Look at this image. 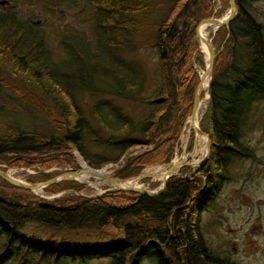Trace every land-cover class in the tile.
Returning <instances> with one entry per match:
<instances>
[{"label":"trees","instance_id":"trees-1","mask_svg":"<svg viewBox=\"0 0 264 264\" xmlns=\"http://www.w3.org/2000/svg\"><path fill=\"white\" fill-rule=\"evenodd\" d=\"M222 1L227 5L228 0ZM243 1L236 0L237 17L217 33L218 39L228 38L224 52L214 60L210 106L199 123L211 148L198 171L190 179L170 177L155 197L118 190L94 199L67 195L48 201L0 179V264L10 260L17 246V255H39L32 264L85 263L104 257L111 258L110 264H142L147 258L155 264H233L211 253L198 224L229 179L232 160H257L242 135L252 108L264 101V39ZM168 3L152 43L159 85L147 97L141 95V67L128 56L140 47L143 19L155 9L151 0H94L96 47L65 35L68 57L61 64L53 61L42 33L30 21H22L14 11H0V169L39 170L28 182L46 181L52 175L44 170H77L78 153L94 170L117 164L113 177L128 180L144 168L169 163L199 84L193 68L196 27L212 16L213 8L210 0ZM85 92L121 100V111L110 102L105 103L110 114L102 113L101 103L92 110L112 138L121 136L109 145L117 151L114 156L91 155L85 148L89 126L77 104ZM131 102L149 108L148 114L136 121L127 111ZM11 104L27 116L34 108L56 111L61 117L54 123L58 134L55 128L49 133L22 128L15 107H7ZM108 115L120 123L114 126ZM192 144L189 139L188 150ZM67 190L83 193L87 186L61 182L43 192Z\"/></svg>","mask_w":264,"mask_h":264},{"label":"rangeland","instance_id":"rangeland-1","mask_svg":"<svg viewBox=\"0 0 264 264\" xmlns=\"http://www.w3.org/2000/svg\"><path fill=\"white\" fill-rule=\"evenodd\" d=\"M93 1L94 0H10L11 5L4 9L0 7V11L11 10L16 12L17 16L22 21H30L33 28L42 33L46 47L53 61L61 64L68 57L63 46L65 35L79 37L92 46V48L96 47L97 32L95 28V12L92 6ZM168 1L169 0H151L152 5H154L153 9H155L143 19L142 32L137 37L140 47L132 55L128 56V59L139 64L145 77L144 88L141 93L144 97L154 94L158 89L160 77L157 68V53L156 49L152 47V43L154 42V34L155 29L158 27V22L169 10L168 8L170 5ZM199 1L200 0H195V3L198 4ZM210 3L212 4L213 11L212 16L209 18L220 19L228 14L230 9L229 3L225 5L222 0H210ZM243 3L246 12L252 17L256 24L261 26L264 39V0H244ZM219 30L220 28L209 36L215 49L216 57L224 52V40L228 38V35H226L224 39H218L217 33ZM207 60L208 54L205 59L200 53V44H198V51L193 57V68L198 76L204 72ZM198 61L202 63L203 66L200 65ZM202 100H204V97ZM107 102L112 103L121 111V100L114 97L91 96L89 93L85 92L78 98L77 104L89 126L88 131H86V135L88 136L84 145L91 155L102 154L106 157H111L117 153L114 149L111 150L109 145L111 146L115 141H119L121 136L112 138V134L105 128L107 126H100L92 115V110L99 105V103L103 104L102 113L110 114L107 106H105ZM209 104L210 99L205 112L209 108ZM7 107L10 109L15 107L14 109L18 113L16 118H18L17 120H21L20 125L24 129L33 127L42 133H49L52 131V128H55L54 123L61 121V117L59 113L56 114V111L52 113L51 111H42L34 108L33 113L27 116L22 113L21 109L16 105L11 104ZM127 111L138 121L148 114L149 108L138 102H131L127 104ZM111 115L113 116V114ZM111 115H108L107 120L114 126H117L120 121L117 122ZM189 119L188 117L184 122L181 135L174 150L172 163H179L183 159H187L196 149V136L193 131L191 132L192 137H188L186 143H184L185 127ZM3 121L5 122V120H2V122ZM7 121L11 122V125L14 124L12 121ZM0 124L3 123L0 121ZM248 124L249 126L245 129L242 137L246 145L254 152L257 160L254 161L249 158L232 160L228 167L229 179L222 185L220 193L214 202L200 215L198 233L211 253L219 258H226L230 262H235L236 264H264V101H260L254 105ZM53 131L58 134L56 128ZM1 132L2 126L0 125V133ZM189 139H193L191 150H188ZM76 159L79 165L77 169L78 172H80L83 165L88 166L78 153H76ZM177 159H179V161L175 162ZM167 165H169V163L147 167L144 168L140 174H144L145 171L151 168L160 166L167 167ZM0 167L4 168V166L1 165ZM117 167V164H109L102 170H99V172L104 171L109 177H113L114 170H116ZM7 170H12L15 178L25 183H31L28 182V178L31 179L36 177L39 173V170L36 171L37 174L35 171L34 173L27 174L20 170L17 172L13 169ZM72 170L74 169L61 170L54 168L44 170L42 173L50 174L54 177ZM182 170L176 175L177 177L187 176V179H190V177L196 173L191 171L190 166L187 168L186 173ZM85 180L93 181L94 178ZM137 183H139V187L145 188L148 191H155L159 188L161 181L155 180L152 176H147V178L138 180ZM86 186L87 190L83 193L67 190L57 194L44 193L43 191L41 194H35L36 196L45 197L48 201L65 197L69 194L94 199L105 194L103 192L110 188V186L105 184L98 187L97 185L92 187L88 184ZM18 248L19 246L14 248L15 253L5 264H32V262L39 257L37 253H32L28 257L17 255L16 251ZM45 263V260H40L39 264ZM110 263L111 258L104 257L94 258L85 263L67 262L66 264ZM142 264H155V262L147 258Z\"/></svg>","mask_w":264,"mask_h":264},{"label":"bare ground","instance_id":"bare-ground-1","mask_svg":"<svg viewBox=\"0 0 264 264\" xmlns=\"http://www.w3.org/2000/svg\"><path fill=\"white\" fill-rule=\"evenodd\" d=\"M226 16L222 17L220 19H217L218 22H222L226 18ZM217 29H218V27L214 26L211 23H204L198 28V44H200V53L202 56H204L205 59H206L207 54H208V47L213 46L209 36L211 34L215 33ZM209 82H210L209 77H206L204 79V81L202 82L203 88H202V92H201V98H202V95H204V100H202L200 98L201 101L199 103L197 111L194 114L193 119L190 118L187 121L186 127H185L184 143H186V141H187L186 139H188V137L191 136L192 131L194 132V134L196 136L195 137L196 149L194 150L192 155L190 157H187V159H183L179 163H171V165H169V166L167 165V167H161L160 166V167L151 168L150 170L145 171V173H144L145 175L152 176L155 180L162 182V180L166 177L167 171L169 170L170 166H173L177 170V168H179V166L182 163H184V164H187L188 166L191 167L192 172H196V170L198 168H200L205 163V162L203 163V161L207 156V138L205 136H203L202 134L196 133L195 129L199 127L200 117L204 114V112L207 108V105L209 103V99H210V93H209V88H208ZM177 161H179V159L175 160V162H177ZM201 163H203V164L200 165ZM8 175L15 178L13 171H9ZM174 175H175V173L172 176H174ZM172 176H170V177H172ZM108 177L109 176L107 175L106 172L94 171L86 165H83L80 172H78L75 175V178L77 181L87 183L89 186H92V187H94L95 185H97V187H98V186L104 185V184L110 186L109 190L104 191L103 193L116 191V189L118 187L127 188V187H132V186H138V184H139V183H137L138 180L136 181L134 179L123 182V183L110 184L107 181ZM170 177H168L167 180ZM90 178H94V180L93 181L85 180V179H90ZM79 182H77V183H79ZM166 183H167V181H166ZM80 184H82V183H80ZM35 193L41 194L42 190H35Z\"/></svg>","mask_w":264,"mask_h":264},{"label":"water","instance_id":"water-1","mask_svg":"<svg viewBox=\"0 0 264 264\" xmlns=\"http://www.w3.org/2000/svg\"><path fill=\"white\" fill-rule=\"evenodd\" d=\"M230 9L229 12L226 16V18L222 21V22H218L217 19L214 18H208L205 20H202L198 26L196 27V31H195V38H196V42L198 45V28L204 24V23H211L214 26H217L218 28H222V27H226L228 28V25L231 21H233L236 17H237V6H236V0H228ZM216 57V53H215V49L213 46H209L208 47V60H207V64L206 67L204 69V72L202 74L199 75V84L198 87L195 91L194 97H193V105H192V110H191V114L189 116V118L193 119L195 112L198 109L199 103L201 101V92H202V82L204 81V79L206 77H209V80H211V75H212V69H213V64H214V60ZM209 87H210V82H209ZM208 87V88H209ZM196 133L202 134L203 136H205L207 138V156L204 159L203 163L206 162L209 153H210V140L209 137L206 136L204 133H202V131L198 128L195 129ZM195 145V144H194ZM194 147V146H193ZM192 153V152H190ZM172 161L169 163V165H171ZM203 163H201L200 165H202ZM168 165V166H169ZM199 165V166H200ZM183 167H188L187 164L182 163L179 168H177V170L173 167L170 166L169 170L167 171L166 177L162 180L160 187L155 190V191H148L145 188L139 187V186H132V187H118L116 190H121V191H127V192H135L140 194L141 196H145V197H155L158 196L159 194H161L164 191V188L166 186V181L167 178L172 176L174 173H177L181 168ZM8 170L7 171H3L0 169V179L6 181L7 183H9L11 186L14 187H18L24 190H28L32 193H35V190H42L50 185H54L57 183H61V182H79L76 180L75 175L77 174L78 170L76 171H67L64 172L62 175H58V176H54L46 181H42V182H34V183H25L22 182L18 179H15L11 176L8 175ZM142 178H147L146 175L144 174H140L137 177L133 178L134 180H139ZM131 179V180H133ZM107 181L110 184H118V183H123L126 181L120 180L118 178H114V177H108ZM82 184H85L84 182H79ZM112 191V190H111Z\"/></svg>","mask_w":264,"mask_h":264},{"label":"flooded vegetation","instance_id":"flooded-vegetation-1","mask_svg":"<svg viewBox=\"0 0 264 264\" xmlns=\"http://www.w3.org/2000/svg\"><path fill=\"white\" fill-rule=\"evenodd\" d=\"M11 5V2H10V0H0V7L1 8H7L8 6H10ZM3 11H5V10H3ZM9 11H11V10H9ZM233 264H236L235 262H233Z\"/></svg>","mask_w":264,"mask_h":264}]
</instances>
